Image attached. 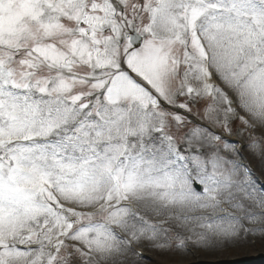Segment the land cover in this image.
I'll use <instances>...</instances> for the list:
<instances>
[{"label": "snow or ice", "instance_id": "1", "mask_svg": "<svg viewBox=\"0 0 264 264\" xmlns=\"http://www.w3.org/2000/svg\"><path fill=\"white\" fill-rule=\"evenodd\" d=\"M257 126L264 0H0V264L264 236Z\"/></svg>", "mask_w": 264, "mask_h": 264}, {"label": "rangeland", "instance_id": "2", "mask_svg": "<svg viewBox=\"0 0 264 264\" xmlns=\"http://www.w3.org/2000/svg\"><path fill=\"white\" fill-rule=\"evenodd\" d=\"M243 113V112H242ZM232 127L236 133H239L243 129V125L237 120L233 123ZM260 127V126H259ZM238 137L241 135L234 134ZM251 135L257 138H264V129L261 127L256 129ZM242 142H248V134L241 136ZM243 152L246 154L248 159L253 163V167L260 174L261 177L264 176V163L261 160L253 155L247 148L243 149ZM263 179V178H262ZM243 203L252 211L259 212L261 209L256 207L249 200H243ZM232 215L243 216L244 212L240 209L233 208L231 209ZM154 220L161 221L165 220V216L153 217ZM245 227H264L260 224H251L247 221L244 222ZM191 226V225H189ZM165 227H171L173 231L182 232L184 235L189 233L186 230H182L176 227L175 221H168L165 224ZM203 231L202 229H196ZM212 241L216 244L224 245L222 247H209L212 250L218 251L216 254H211L208 251H205V246H196L193 243L187 245L188 248L180 249L178 251L162 253L158 250H152L147 248L144 250L145 259L141 264H227V262L242 261L243 264H264V236H248L245 241L231 243L226 242L222 238L217 236H212Z\"/></svg>", "mask_w": 264, "mask_h": 264}, {"label": "bare ground", "instance_id": "3", "mask_svg": "<svg viewBox=\"0 0 264 264\" xmlns=\"http://www.w3.org/2000/svg\"><path fill=\"white\" fill-rule=\"evenodd\" d=\"M263 179H264V176H263ZM225 207L227 208V209H233V207H231L230 205H225ZM196 231H200V230H196ZM206 248V250L205 251H208L209 253H211V254H216L218 251H215V250H212L211 248H209V247H205ZM196 264V263H195Z\"/></svg>", "mask_w": 264, "mask_h": 264}]
</instances>
